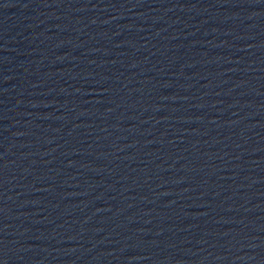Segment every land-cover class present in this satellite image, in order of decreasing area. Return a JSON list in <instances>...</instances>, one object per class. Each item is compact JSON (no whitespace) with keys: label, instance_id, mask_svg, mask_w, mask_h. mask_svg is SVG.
Segmentation results:
<instances>
[{"label":"water","instance_id":"obj_1","mask_svg":"<svg viewBox=\"0 0 264 264\" xmlns=\"http://www.w3.org/2000/svg\"><path fill=\"white\" fill-rule=\"evenodd\" d=\"M0 264H264V0H0Z\"/></svg>","mask_w":264,"mask_h":264}]
</instances>
